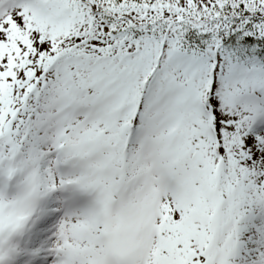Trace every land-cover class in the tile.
<instances>
[{
	"label": "snow or ice",
	"instance_id": "1",
	"mask_svg": "<svg viewBox=\"0 0 264 264\" xmlns=\"http://www.w3.org/2000/svg\"><path fill=\"white\" fill-rule=\"evenodd\" d=\"M0 264H264V0H0Z\"/></svg>",
	"mask_w": 264,
	"mask_h": 264
}]
</instances>
